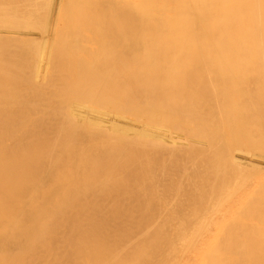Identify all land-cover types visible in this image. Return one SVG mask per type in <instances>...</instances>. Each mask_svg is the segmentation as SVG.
<instances>
[{
    "label": "bare ground",
    "instance_id": "6f19581e",
    "mask_svg": "<svg viewBox=\"0 0 264 264\" xmlns=\"http://www.w3.org/2000/svg\"><path fill=\"white\" fill-rule=\"evenodd\" d=\"M0 39V264H264V0H0Z\"/></svg>",
    "mask_w": 264,
    "mask_h": 264
},
{
    "label": "rangeland",
    "instance_id": "374dc122",
    "mask_svg": "<svg viewBox=\"0 0 264 264\" xmlns=\"http://www.w3.org/2000/svg\"><path fill=\"white\" fill-rule=\"evenodd\" d=\"M87 30H88V29H87ZM88 31H90V32L85 31V32H83V34L85 33V35L87 34L88 37H90V36L92 37V35H94V34H93V31L90 30V29H89ZM91 32H92V33H91ZM91 34H92V35H91ZM65 35H67V33H65ZM85 35H83V36H85ZM5 36H7L6 38H7L8 41L10 40L9 38H11V36H12V38H13V35L10 36V34H9V35H5ZM8 36H9V37H8ZM14 37H15V36H14ZM3 38H4L3 41L6 40L5 37H3ZM12 38H11V39H12ZM92 38H94V36H93ZM95 38H96V36H95ZM95 38H94V39H95ZM13 39H14V38H13ZM13 39H12V40H13ZM23 39H24V40H23ZM0 40H1V39H0ZM12 40H10L9 42L5 41V43H6V42H7V43H10V42H11V43H16V42H18V44H19V41H20L21 39H15L14 42H12ZM17 40H18V41H17ZM25 40H26L25 38H22V42L25 43L26 41H28V39H27L26 41H25ZM15 41H16V42H15ZM0 42H2V41H0ZM2 43H3V42H2ZM5 43H3V44L5 45ZM7 43H6V44H7ZM21 44L23 45V43H21ZM21 44H20L19 46H21ZM26 44H27V46H25L26 49H30V47L32 48V46H33L34 44H35L36 47H37V44L34 43V42H32V44H31V42H30V44H31L32 46H31L29 43H27V42H26ZM28 44H29V46H28ZM83 44H84V45H87V46H90V47H93V46L96 47V45H93V44L91 45V44H87V43H82L81 46H83ZM0 45H1V44H0ZM15 45H16V44H15ZM35 45H34V47H35ZM23 46H24V45H23ZM23 46H22V47H23ZM36 47H35V50H36ZM55 48L57 49V45H56V46L54 45V49H55ZM33 49H34V48H33ZM56 51H57V50H56ZM56 51H55V52H56ZM56 53H57V52H56ZM33 58H34V57H33ZM35 59H36V58H35ZM35 59H34V60H35ZM33 62H36V60L33 61ZM46 62H47V65H48V63H49L48 59H46ZM29 63H30V62H29ZM33 64L35 65V63H32V62H31L30 65H29L30 67H27L28 62H27L26 64H24V68H25V69L23 70V74H26V73H27V74H33V75H34L35 71H34L33 68H32V67H34ZM25 66L27 67V69H26ZM31 66H32V67H31ZM48 66H49V65H48ZM29 68H30V69L32 68V69L30 70ZM46 68H47V67H46ZM47 69H48V70H46L47 72H49V73L52 72L51 70H49V69H51L50 67L47 68ZM28 70H30V71H28ZM32 70H33L34 72H32ZM24 71H26V72L24 73ZM28 72H29V73H28ZM50 74H51V73H50ZM50 74H49V75H50ZM41 80H42V81H41ZM41 80L39 79V81H40V82H38L39 86H38V84H37L36 86H33V85H29V84H27V85H23V86H22V89H23V90L26 89L25 91H27L28 86H29V88L32 86L33 88H36V89H38V90L40 91V90L44 87V86H43L44 81H43V79H41ZM25 86H26V87H25ZM45 86H46V85H45ZM23 87H25V88H23ZM32 87H31L30 89H32ZM45 88H46V87L43 88L45 91H46V90H47V91H50V89H49L48 87H47V88H48L49 90H48V89H45ZM50 88H51V87H50ZM30 89H29V92L31 93V91H32V93L34 94V91H35V90H33V89L30 90ZM44 90H42V91L44 92ZM42 91H41V92H42ZM52 91H53V90H52ZM27 92H28V91H27ZM29 92H28V93H29ZM50 92H51V91H50ZM50 92H49V94H51ZM46 93H47V92H46ZM46 93L44 92V94H43V93H41V94L46 95ZM36 94H37V93H35L34 96H35ZM47 94H48V93H47ZM49 94H48V95H49ZM29 97L31 98V97H33V95L31 94V96L29 95ZM38 97H39V96H38V94H37V98H38ZM33 98H34V97H33ZM33 98H31V99H33ZM35 99H36V98H35ZM35 99H34V100H35ZM39 104H41V103H39ZM43 105H46V104H42V106H43ZM42 106H40V107H42ZM4 118H5V117H4ZM109 118H110V117H109ZM109 118H108V120H110ZM2 119H3V118H2ZM30 119L33 120L32 117H31V118H28V120H30ZM34 119L36 120L37 117L34 118ZM45 119H47V118H45ZM45 119H44V120H45ZM103 119H104V121H105L106 118H105V117H104V118L102 117V119H97L98 121H97V120H93V119H92V120L94 121L93 123H99V122H101ZM37 120H38V119H37ZM48 120H51V119H48ZM99 120H100V121H99ZM108 120L106 119L105 122L103 121V122H102V125H103L104 127H106V126H110V128H111V127H112L111 125H113L114 123H116V120H112V119H111L112 121H111V122L109 121L111 124H109ZM106 123H108V125H107ZM107 128H108V127H107ZM170 143L172 144L171 140H169V143H168V144H170ZM151 155L154 156V157H151ZM151 155L149 156V158H151L150 160H152V159H154V158L156 157L155 154H151ZM161 157H162V156H161ZM149 158H146V159L144 158L145 160H144L143 158H141V160H142V161L144 160V163H146V162H145L146 160H147V161H150V160H148ZM155 159H156V158H155ZM159 159H160V156H159ZM262 159H263V158H262ZM262 159H261V160H262ZM141 160H139V161H141ZM263 160H264V159H263ZM74 161H76V159H74ZM77 161H79V159H77ZM77 161H76L74 164H76ZM141 163H142V162H140L139 164H141ZM147 163H148V162H147ZM147 163H146V164H147ZM151 163H152V162H151ZM137 165H138V164H137ZM137 165H136L135 167H137ZM141 165H144V164H141ZM147 165H148V164H147ZM259 165H260V166H259L258 168H260V169H259V170H257L258 168L256 169L258 173H256V170H255V169H254L255 171H253L255 174H257V175L259 176V178H258L257 176H256V178H254L255 175L253 176V175L251 174V172H249V170H247L248 168L243 167V171H244V172H247V173L249 172V175H252V176L250 177L251 179L249 178V176H247L250 180L253 179V181H254V182H252V186L249 185L251 188H253V186H254V188H253L251 191H253V190L256 188V186H255L256 184L258 185L257 180H258V181H262V182L264 181V174H262V173L264 172V170L261 169V167H262L261 165L264 166V161L259 162ZM75 166H76V165H75ZM75 166H74V167H75ZM74 167H73V169H75ZM236 171L239 172V169H237ZM250 171H252V169H250ZM253 172H252V173H253ZM162 173H164V172H162ZM162 173H161V174H162ZM236 173H237V172H236ZM254 173H253V174H254ZM126 174H127V173H126ZM259 174H260V175H259ZM247 175H248V174H247ZM260 176H261V177H260ZM259 179H260V180H259ZM248 181H249V180H248ZM255 181H256L257 183H256ZM249 182L251 183V181H249ZM250 183H248V184H250ZM253 183H254L255 185H254ZM249 186H248V188L246 189L247 192L250 191V187H249ZM187 188H188V187L185 186V190H186V191H187V190H190V189H189L190 187H189L188 189H187ZM246 191H245V192H246ZM188 192H189V191H187V193H188ZM243 192H244V191H243ZM235 198H237V197H235ZM240 199H241V198H240ZM240 199L237 198V199H236L237 202H238V200L240 201ZM233 200H235V199H233ZM230 201H231V200H230ZM227 202H229V201H227ZM232 202H233V201H232ZM229 203H230V202H229ZM229 203H228L227 205H225L226 207H224L223 205H220V207H219V212L214 213L215 215H214V214H210V215H209V216H211V215H212V216H216V215L218 214V216H219V214H221V215H220L221 217H220V219L218 220L219 222H218L217 224H218L219 227H222L223 229H226V227H227V226H225L226 224H224V223H225V222H228L229 225H231L233 222H235V220H234L235 218H233L234 215H237V214L239 213V212H235V210H230V212H231V213L234 212V214H233V213L231 214L229 211H228V212H224L222 207H224V209H228V207H229V206H228ZM238 203H239V202H238ZM230 205L232 206V203H231ZM227 206H228V207H227ZM221 209H222V210H221ZM220 210L223 211V212L220 213ZM228 213H229V214H228ZM230 214H231V215H230ZM232 215H233V216H232ZM239 215H240V213H239ZM239 215H237L238 218L241 216V215H240V216H239ZM225 216H226V217H225ZM237 216H235V217L237 218ZM224 217H225L226 219H225ZM230 217H231V220H229ZM218 218H219V217H218ZM223 218H224V219H223ZM232 218H233V219H232ZM238 218H237V219H238ZM240 218H241V217H240ZM224 220H227V221H224ZM228 220H229V221H228ZM230 221H232V222H230ZM223 222H224V223H223ZM221 223L224 224V225H221ZM224 227H225V228H224ZM226 232H227V231H226ZM213 233H214V231H213ZM199 245H200V247H199ZM197 247H198V248H201V247L204 248V247H206V245H205V244L203 245V243H200V244L197 245Z\"/></svg>",
    "mask_w": 264,
    "mask_h": 264
}]
</instances>
